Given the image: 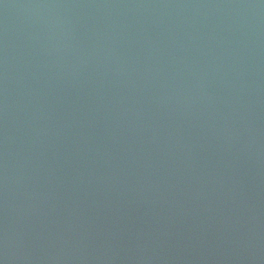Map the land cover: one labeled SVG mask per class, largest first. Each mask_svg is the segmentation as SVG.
<instances>
[{
  "label": "water",
  "instance_id": "water-1",
  "mask_svg": "<svg viewBox=\"0 0 264 264\" xmlns=\"http://www.w3.org/2000/svg\"><path fill=\"white\" fill-rule=\"evenodd\" d=\"M0 264H264V0H0Z\"/></svg>",
  "mask_w": 264,
  "mask_h": 264
}]
</instances>
